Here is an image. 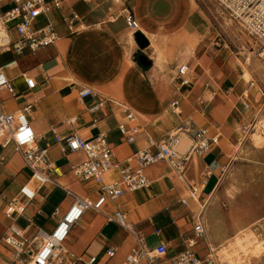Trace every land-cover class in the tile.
Instances as JSON below:
<instances>
[{
    "label": "crops",
    "instance_id": "obj_1",
    "mask_svg": "<svg viewBox=\"0 0 264 264\" xmlns=\"http://www.w3.org/2000/svg\"><path fill=\"white\" fill-rule=\"evenodd\" d=\"M207 3L209 2L205 0H76L66 4L61 10H54L48 16L59 34L55 44L36 52L28 49L23 53L0 51V54L8 55V59L0 63V68L16 90L15 95L5 89L0 90L2 107L6 111L15 112L28 103H33V107L27 112L28 118L40 138V144L49 145L51 162L60 168V172L53 173L52 178L78 195L96 197L97 193L89 184L80 182L70 170L71 162L80 161L81 155H65L55 142L44 143L46 136L54 138L53 129L62 134L77 132L84 138H93L100 131H105L119 159L144 148L149 137L162 139L189 120H193L198 127L210 128L212 132L217 128L221 131L219 144L200 157L202 194L199 195L197 191V197H191L192 187H195L191 159L183 177L166 162L150 165L146 168L151 181L149 186L110 201L105 206L104 213L88 210L82 220L72 227L65 247L76 257L87 261L92 256H97L94 264H122L134 247L135 236L127 228L107 218L105 213L111 214L116 209L126 213L128 222L143 236L149 249L156 248L161 242L167 243L168 254L159 258L157 264H173V256L183 250L186 240L194 235L193 228L199 218L205 225L206 233L198 239L193 249L200 256L207 255L213 244L221 242L225 235L233 232L232 226L223 227L217 204L210 202L206 207L205 200L215 192L220 174L230 162L228 140H232L237 122L233 116L236 110L219 98L213 102L215 96L201 100V97L192 94L200 82L204 83L205 92L212 91L213 95L223 92L231 95L236 88L233 72L225 76L229 79L226 83L219 80L223 72V60L220 56L222 45L217 46L221 41L218 37L219 30L206 8ZM81 4L84 6L80 7ZM126 9H131L140 20L139 31L149 41L147 47L140 49L138 57L146 55L151 64H141L138 58L132 57V52L130 66H125L120 72V75H124L123 80L102 85L95 78L102 68L99 67L102 59H116L111 54L112 49L106 45L108 38H116L119 46L123 41L128 43L130 50L138 48L135 34L133 37L128 35L129 29L124 18ZM71 10L80 15L77 31L74 33L69 31L63 21V16ZM46 21L47 18L41 19V23ZM60 26H63L62 30ZM160 51L162 60L158 65L156 57ZM183 61L189 66L191 80L196 74L200 76L196 78L195 87L193 84L190 87L181 86L177 70L184 64ZM10 63L12 64L8 65ZM174 72L176 80L174 76L172 81L165 78ZM24 76L35 80V89L27 90ZM82 87L93 88L100 96L132 108L142 128L134 143L126 142L117 129L124 115L119 109L110 114L113 107L111 102L102 112L97 113L101 118L97 125L91 126L93 116L88 113L87 107L92 99L82 100L78 97V90ZM245 93L243 92L242 97L246 98ZM175 99L180 100V107L179 111L172 109V112L178 117L170 115V112H163L167 106L172 107ZM187 101L190 102L189 106ZM184 105L187 109L183 112L181 107ZM245 107L249 108L250 105L245 103ZM29 176V171L13 145L4 147L0 144V264L21 263L15 262L11 249L3 241L7 227L12 222L6 217L5 208L9 200L19 193ZM60 185L43 186L37 197L28 202L25 214L14 218L20 227L27 230L29 236H33L40 227L52 230L64 210L71 205L63 207L64 199L70 197L73 202V197L67 195ZM56 194H59L57 198L54 197ZM184 199L188 204L183 203ZM110 247L116 248L117 252L112 258H107L106 250ZM77 264L86 263L79 261Z\"/></svg>",
    "mask_w": 264,
    "mask_h": 264
},
{
    "label": "built area",
    "instance_id": "obj_2",
    "mask_svg": "<svg viewBox=\"0 0 264 264\" xmlns=\"http://www.w3.org/2000/svg\"><path fill=\"white\" fill-rule=\"evenodd\" d=\"M74 1L76 0H0V51L23 53L28 49L30 52H36L55 44L59 34L48 16L54 10H61L66 4ZM205 1L216 6L222 18L225 17L232 24L239 26L254 40L259 56L264 62V0ZM42 18H47V21L41 23ZM124 18L133 34L140 30L139 21L131 9L125 10ZM63 21L69 31L74 33L77 31L80 15L71 10L63 16ZM177 75L181 78V86L192 85L187 64L178 67ZM24 77L27 90L35 89V80L28 76ZM254 83L252 81L251 84ZM3 89L12 95L16 94L12 81L0 68V90ZM78 97L82 100L92 99L87 107L88 113L93 116L91 126L97 125L101 119L97 113L102 112L111 102L113 107L110 114H114L115 110L119 109L124 115L117 129L123 134L126 142L134 143L137 135L142 132L135 112L126 104L102 97L98 91L90 87L80 88ZM171 106L174 111H179L180 100L175 99ZM32 107L33 103H28L19 111L9 112L0 103V144L4 147L12 144L30 173L28 181L20 187L19 193L9 200L5 208V215L12 222L7 227L3 241L11 249L15 262L20 261V264H64L65 262L77 264L79 261L94 264L97 256H92L86 261L82 257H76L65 247L72 227L82 220L85 212L95 210L104 213V208L110 201H115L128 192L149 186L151 181L146 174V168L158 162H166L180 177H183L192 154L195 152L200 156L204 155L213 146L219 144L221 137L219 128L212 132L210 128L198 127L193 120H189L162 139L149 137L144 148L119 159L105 131H100L93 138H84L77 132L62 134L53 129L55 144L62 154L82 156L80 161L71 162L70 170L80 182L92 186L97 195L96 197L81 196L52 178V174H58L60 168L51 162L49 145L40 144V138L28 118L27 112ZM247 130L248 127L245 126L243 132L246 133ZM182 132H186L192 139L191 149L183 154L176 149L178 133ZM47 184L60 185L67 195L73 197V202L64 210L52 230L40 227L33 236H29L27 230L20 227L14 218L25 214L28 202L34 200L38 191ZM197 195V189L192 187L191 197L196 198ZM183 203L188 204L185 199ZM105 214L109 220L127 228L135 236L134 247L122 264H157L159 258L167 256V243L161 242L156 248L149 249L143 236L128 222L123 210L116 209L111 214ZM193 231L194 235L186 240L185 248L173 256V264H218L216 256L212 254L213 251L200 256L193 249L198 239L206 233L205 225L200 218L195 223ZM116 252V248H108L107 258H112Z\"/></svg>",
    "mask_w": 264,
    "mask_h": 264
},
{
    "label": "rangeland",
    "instance_id": "obj_3",
    "mask_svg": "<svg viewBox=\"0 0 264 264\" xmlns=\"http://www.w3.org/2000/svg\"><path fill=\"white\" fill-rule=\"evenodd\" d=\"M82 6L84 4L80 5V7ZM206 6L207 10L213 16V23L219 30L218 37L221 41L217 46L220 47L222 45V53L220 56L223 60V72L219 80L220 82L226 83L229 79H226L225 76L233 72L236 79V88L231 95L226 94V92L220 95H213L212 91L207 90L205 92V85L203 82H200L192 94L196 97H201V100H205L206 98L210 99L215 96L212 99L213 102L218 98L219 100L226 101L236 110V112H233V116L237 120L231 136L232 140H228V147L230 148L231 154L230 162L226 170L221 172L219 184L215 192L213 191L214 193L209 196L208 200H205L206 207L210 202L217 204L221 213L223 227L230 228L232 226L233 232L225 235L221 242L213 244L212 249L208 253L213 251L212 254L216 256L218 264H264V145L259 147L254 141V134L261 132L260 126L258 125V127L256 125L264 117V62L259 56L258 47L254 43V40H251L246 32L242 31L236 24H232V22L223 19L217 12L216 6L212 3L209 2ZM59 28L62 30L63 26ZM131 34L133 35V31L129 29V37ZM108 39L109 41H106L108 44H106L105 39L104 42L108 48L112 49L111 54L116 59H102V65L99 66L102 68L95 76L96 80L100 81L102 85L114 84L117 81L119 83V80L122 81L124 75H120L121 70L125 66L129 67L130 58H134V56L138 58V54L141 52L139 45L137 49L133 48L130 50L128 43L123 41L119 46L116 38L110 37ZM132 52L133 56L131 57ZM7 59V54H0V63ZM156 59L158 60V65H160L162 60L161 51ZM115 61L117 63H114ZM182 63L187 62L183 61ZM175 72L165 76V78L172 81V76H174L176 80ZM196 78L198 79L200 76L196 74V76L192 77L193 87L197 83ZM252 81L255 82V85L251 84ZM231 84L233 85L234 83ZM243 92H246V98L244 96L242 97ZM245 103H248L250 107L246 108ZM186 104L189 106L190 102L187 101ZM172 109V107L167 106L163 112H170V115L178 117V115L172 112ZM181 109L184 112L187 108L184 105ZM139 115L143 117L141 114ZM245 125L248 127L246 133L243 132ZM46 138L44 143L46 141L55 142V139L50 135L46 136ZM191 160L194 166L195 177L193 184L200 195L202 194L203 176L201 159L194 154ZM185 194L187 195L188 192ZM58 195L56 194L54 197L57 198ZM71 202V198L67 197L64 199L62 205L63 207H68L67 205L71 204ZM198 203L203 205L200 200H198ZM249 230L254 233L256 239L262 243L263 247L248 250L246 255H242L241 248L238 247L235 251L230 250L227 253L228 255L224 256V253L226 254L227 252L226 245L239 232L246 233ZM251 235L253 236L252 233ZM254 241L255 239L251 238L249 243L252 244ZM234 252L237 255L231 258L230 256L235 255Z\"/></svg>",
    "mask_w": 264,
    "mask_h": 264
},
{
    "label": "bare ground",
    "instance_id": "obj_4",
    "mask_svg": "<svg viewBox=\"0 0 264 264\" xmlns=\"http://www.w3.org/2000/svg\"><path fill=\"white\" fill-rule=\"evenodd\" d=\"M116 1L118 2L120 0H116ZM223 19L228 20L225 17H223ZM138 21H139V24L141 26V23H140V20L139 19H138ZM228 21H230V20H228ZM131 37H133L132 34H131ZM258 125L261 128V132L254 134V141H255V143H256L257 146L262 147L264 145V117L261 120H259V122L257 123L256 126H258ZM190 143L192 144V139H191V137L186 132L178 133V139H177L176 149L178 150L179 153H184V151H186V149L188 148V146L190 145ZM190 149H191V145H190V147H189V149L187 151H189ZM194 154L197 155V156H199V157H201L199 154H197L195 152L192 154V156ZM192 156H191V158H192ZM58 171L60 172V170H58ZM251 233L253 234V236L251 235ZM240 234L239 235L237 234L236 237L230 243H228L226 245L227 252H226V254L224 253V256L225 255H228L227 253L230 250L235 251V249L238 248V247L241 248L242 255H246L248 253V250H253V249L255 250L256 248H262L263 247L262 243H260V241L256 239V236L254 235L253 232H251V230L247 231L246 233H240ZM251 238L252 239H255V241L252 244L249 243V240ZM240 241H243V242H240ZM231 245L232 246L235 245V246L233 248H231L232 247ZM234 254L235 255L230 256V257L231 258H234L237 255V253L234 252Z\"/></svg>",
    "mask_w": 264,
    "mask_h": 264
},
{
    "label": "water",
    "instance_id": "obj_5",
    "mask_svg": "<svg viewBox=\"0 0 264 264\" xmlns=\"http://www.w3.org/2000/svg\"><path fill=\"white\" fill-rule=\"evenodd\" d=\"M134 36H135L136 42L138 43L140 49H144L145 47L149 45V41L147 40V38L141 31H137ZM138 61L143 65L151 64V61L148 60L147 56L144 54H141L138 57Z\"/></svg>",
    "mask_w": 264,
    "mask_h": 264
}]
</instances>
